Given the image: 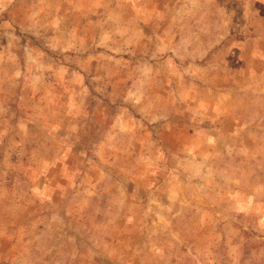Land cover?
Segmentation results:
<instances>
[{
  "label": "rangeland",
  "instance_id": "1",
  "mask_svg": "<svg viewBox=\"0 0 264 264\" xmlns=\"http://www.w3.org/2000/svg\"><path fill=\"white\" fill-rule=\"evenodd\" d=\"M0 264H264V0H0Z\"/></svg>",
  "mask_w": 264,
  "mask_h": 264
}]
</instances>
